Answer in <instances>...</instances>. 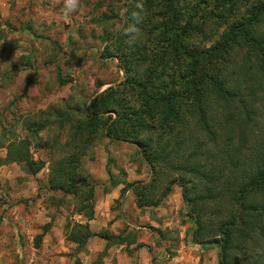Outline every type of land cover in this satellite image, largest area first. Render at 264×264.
Instances as JSON below:
<instances>
[{
	"label": "trees",
	"instance_id": "obj_1",
	"mask_svg": "<svg viewBox=\"0 0 264 264\" xmlns=\"http://www.w3.org/2000/svg\"><path fill=\"white\" fill-rule=\"evenodd\" d=\"M259 2L245 18L230 26L222 41L211 50H203L195 42L206 39V23L214 16L226 22L239 5L238 0H129L127 27L132 23V13L139 11L137 6H143V20L137 25L138 41L129 46L124 31L105 48V58L119 60L123 79L93 97L83 121L70 122V141L65 146L76 153L66 152L55 163V176L66 178L67 187L59 180L46 187L79 195L84 204L77 213L86 221L92 219L91 193H83L89 185L86 176L80 175L81 170L77 171L76 157L86 154V148L92 145L94 128L100 126L107 140L136 145L152 171L147 184H132L139 208L160 204L171 193L172 186L177 185L185 204L192 206L191 212L196 214L188 218L193 225L189 231L193 243L218 246L220 264H264V253L250 249L248 244L258 245V235L264 239V147L252 161L246 154L242 156L234 151L238 153V160L234 167L237 171H233L232 166H225L230 163V156L213 152L210 144L207 146L200 137V132H204L205 138L215 146L221 132L217 121L220 119L215 115L213 104L210 108L212 102L207 91L201 90L202 86H211L213 95H218L224 105L231 107L238 103L248 118L255 113L245 106L241 89L248 92L252 88L255 94L256 89L264 87V0ZM179 86L183 91H178ZM188 101L191 106L186 110ZM156 109L163 112L156 114ZM167 118L172 122L164 128ZM195 128L198 135L194 133ZM27 144L26 140L8 143L5 161L16 162L34 175L45 164L33 158L26 150ZM221 164L224 171L230 168L225 176L220 171L214 174V167ZM171 171L179 179L169 180L163 195L154 201L158 182ZM186 174L194 175L205 184L201 191L189 187ZM208 179L215 186L206 188ZM219 196L225 203V209L219 213L225 212V218L218 219L217 232L209 231L211 236H207L202 226L203 212L195 205L215 201ZM68 229L78 243L88 237L84 223H69Z\"/></svg>",
	"mask_w": 264,
	"mask_h": 264
},
{
	"label": "rangeland",
	"instance_id": "obj_2",
	"mask_svg": "<svg viewBox=\"0 0 264 264\" xmlns=\"http://www.w3.org/2000/svg\"><path fill=\"white\" fill-rule=\"evenodd\" d=\"M259 1L238 0L239 5L226 22L212 17L204 28L206 39L202 42L196 40L195 44L203 50H211L227 36L230 26L242 17L245 18L247 13L260 3ZM128 4L129 0H81L80 8L66 22L62 17L63 0H0V150L10 142L19 144L26 140L28 142L26 150L30 151L35 160L45 164L43 169L34 175L27 173L21 165H17L15 179L21 184L25 182L26 189L36 183L40 188L41 185L46 187L58 180L61 184H66V178L55 176V163L56 160L64 158L66 152L69 155L76 153L71 151V147L65 146L70 141L68 139L70 122L83 121L85 109L93 97L123 79L124 73L120 70L119 60L105 58L107 55L105 48L110 46L109 41L118 37L127 28ZM109 52L113 50L110 49ZM210 87L202 86L201 90L208 93V99L212 102L209 103L210 108L213 104L215 115L220 119L217 121L221 132L215 146L205 138L204 132L199 131L200 137L202 142L206 141L207 146L210 144V150L213 152L219 151L221 154L229 155L230 163H226L225 166H232L233 171H237L234 167L237 164L238 153L242 156L246 154L252 161L255 156H259V152L263 150L262 146L264 147V90H262L264 87L256 89L255 94L252 88H248V92L244 90L245 88L241 89L245 106L249 110H255L250 118L238 103L231 107L222 104L218 95H213ZM177 89L183 91L181 86ZM190 106V101L185 103L186 110H189ZM155 111L157 114L162 110ZM168 120L169 118L166 119L164 128L172 122L169 120L167 123ZM94 129L92 145L86 148L84 156L76 157L79 161L76 168L79 167L77 171L81 170L80 175H84L82 168L86 169L85 171L92 169L93 162L100 169L109 166L120 167L133 174L147 168L150 172L149 166L144 163L134 145L110 143L104 137L100 126H95ZM194 133L198 135L196 128ZM242 134L245 137H242ZM134 148L137 149V155ZM236 150L237 155L234 153ZM3 152L0 153L4 154ZM137 167L139 169H136ZM206 170L210 172L209 167ZM8 171L13 174V170ZM8 171L6 168L0 169V190L4 188L3 178L8 175ZM218 171L223 176L228 174L222 169V164L214 167V174L218 175ZM124 173L125 171L122 174ZM169 174L164 175L166 178L158 182V194L155 195L154 201L163 195L162 192L169 180L179 179L172 171ZM79 178L82 176H78L77 179ZM185 178L190 181L189 187L194 186L197 192L205 185L192 174H186ZM211 181L208 179L206 188L215 186ZM89 187L85 188L84 192L89 191ZM221 187L223 183L219 189ZM212 194L216 195V192ZM68 195V193L62 195L59 200L55 198L53 203L57 201L62 203L67 221L72 220L76 223L80 220L79 217L85 220L77 213L84 204L81 203L79 195L73 193ZM173 196L174 193H170L168 198L162 199L167 209L172 211L173 208V216L180 215L187 220L191 216L196 217V214L191 212L192 206L186 205L182 196L180 199ZM38 198L39 194L28 197L27 193L25 197L19 199V203L27 205L29 201L35 202ZM121 204L120 201H116L114 208L119 209ZM224 204L223 198L219 196L215 201L195 205L203 212L202 226L207 236H211L208 235L209 231L217 232L218 219L225 218L224 211L222 214L219 213L220 209H225ZM124 214L131 216L127 211ZM132 219L134 220V217ZM84 225L86 226V222ZM256 240L259 242L258 245L248 243L250 249L264 253V239L261 240L258 235ZM216 247L217 260L220 264V248Z\"/></svg>",
	"mask_w": 264,
	"mask_h": 264
},
{
	"label": "crops",
	"instance_id": "obj_3",
	"mask_svg": "<svg viewBox=\"0 0 264 264\" xmlns=\"http://www.w3.org/2000/svg\"><path fill=\"white\" fill-rule=\"evenodd\" d=\"M0 152L4 153H0V169L13 170L4 176L0 190V264H218L217 247L193 243L191 221L173 216V208L167 209L164 200L137 206L132 184H147L152 177L150 167V172L146 168L133 174L120 167L100 169L95 162L92 169L82 168L87 184H92L93 217L89 221L79 217L81 223L86 222L88 237L78 243L68 229L74 222L66 220L62 203H53L65 194L37 183L26 189L25 182L15 179L19 164L5 161L6 147ZM27 193L28 197L39 194V198L27 205L19 203ZM172 193L180 199L181 188L173 185ZM116 201L122 203L119 209L114 208Z\"/></svg>",
	"mask_w": 264,
	"mask_h": 264
},
{
	"label": "clouds",
	"instance_id": "obj_4",
	"mask_svg": "<svg viewBox=\"0 0 264 264\" xmlns=\"http://www.w3.org/2000/svg\"><path fill=\"white\" fill-rule=\"evenodd\" d=\"M81 6V0H63V10L62 17L67 22L70 20L73 13H75ZM139 11L132 13V23L125 28V35L128 37L126 43L129 46L134 45L138 41V31L137 25L142 22L143 16L141 13L143 12V6H137Z\"/></svg>",
	"mask_w": 264,
	"mask_h": 264
},
{
	"label": "built area",
	"instance_id": "obj_5",
	"mask_svg": "<svg viewBox=\"0 0 264 264\" xmlns=\"http://www.w3.org/2000/svg\"><path fill=\"white\" fill-rule=\"evenodd\" d=\"M77 221L79 222L80 220H77ZM164 258L168 259V258H169V256H168V255H166V257H164Z\"/></svg>",
	"mask_w": 264,
	"mask_h": 264
}]
</instances>
